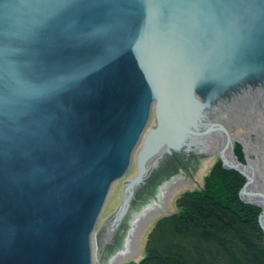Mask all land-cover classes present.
<instances>
[{"label": "water", "instance_id": "water-1", "mask_svg": "<svg viewBox=\"0 0 264 264\" xmlns=\"http://www.w3.org/2000/svg\"><path fill=\"white\" fill-rule=\"evenodd\" d=\"M263 123L264 0H0V264H93L94 235L139 260L214 158L246 179L222 154Z\"/></svg>", "mask_w": 264, "mask_h": 264}, {"label": "trees", "instance_id": "trees-1", "mask_svg": "<svg viewBox=\"0 0 264 264\" xmlns=\"http://www.w3.org/2000/svg\"><path fill=\"white\" fill-rule=\"evenodd\" d=\"M244 182L218 161L202 192L184 194L181 214L161 219L146 256L130 264H264L261 209L241 199Z\"/></svg>", "mask_w": 264, "mask_h": 264}, {"label": "rangeland", "instance_id": "rangeland-1", "mask_svg": "<svg viewBox=\"0 0 264 264\" xmlns=\"http://www.w3.org/2000/svg\"><path fill=\"white\" fill-rule=\"evenodd\" d=\"M156 125H157V122H156V118H155V113L153 112L152 116L150 118V121L148 123V126L146 128L145 135L150 131V129L153 126H156ZM259 132H261V131L259 129V126H257V127L253 128V129H251V130L239 135L238 138H243L244 140L249 141L252 145L264 147V138H261V137L259 138V134H258ZM144 136L141 138L136 150L133 153V165H132L130 171L125 176H123L116 184H114V186L112 188V191H111V194H110V196L108 198V201H107V203H106V205L104 207V210H103V212L100 215V218H99L95 233H97L99 231V229L101 228L104 219L109 214H112L117 209L119 203L121 202L122 193H123V182L128 180V179H132V178L137 176V156H138L140 150L142 149V146H143V143H144V140H145ZM233 155H234L233 156L234 159H236L240 163H242L244 165L247 164L248 155L245 152L244 146L238 141L236 142V145L234 147V154ZM250 158L252 160H257L256 155L253 154V153L250 154ZM218 161H222L220 156H217L216 158H214L210 162L208 167L203 172V175H202V178L200 180V183H199L198 187H196V188H188V189L180 192L179 194H177L174 197V199L172 201L173 206H174V212L173 213H171V214H158V216L156 217V219L154 220V222L152 223V225L150 226V228H149V230L147 232L146 240H145L144 247H143V250L141 252L139 260H131V259H129L126 264H130L131 262H139L146 256V248H147L148 242L150 241L151 235H152L154 229L156 228L157 224L159 223V221L161 219H163L165 217H168V216H171L173 214H178V215L181 214L182 210L178 206L179 199L186 193H192V192L201 193L203 188H204V183H205L206 177L209 175V173L211 172L212 168L216 165V163ZM260 161L262 163L261 157H260ZM223 166L225 167L224 164H223ZM229 170H231V169H229ZM244 180H245V182H244V184H245L246 183V179L244 178ZM259 185L261 187L263 186V182L260 179H259ZM243 187H244V185H243ZM243 187H242V189H243ZM241 199H243V201L246 202L244 200V198H241ZM248 204H250V203H248ZM251 205H253V204H251ZM254 206H256V205H254ZM257 207L261 209V213L260 214H262V208L259 207V206H257ZM92 250H93V264H98L97 257H96V239H95V235L92 238Z\"/></svg>", "mask_w": 264, "mask_h": 264}, {"label": "bare ground", "instance_id": "bare-ground-1", "mask_svg": "<svg viewBox=\"0 0 264 264\" xmlns=\"http://www.w3.org/2000/svg\"><path fill=\"white\" fill-rule=\"evenodd\" d=\"M259 138H264V123L259 125ZM240 142L245 149L247 157V164L241 170L246 175V182L248 183L247 190L243 195L245 201L251 202L262 208V225L264 226V147L252 145L249 141L243 138H237L236 142ZM256 155L257 160H252L250 154ZM224 158L228 162H235L231 153H223ZM262 159V163L260 161ZM259 179L262 180L263 186L259 185Z\"/></svg>", "mask_w": 264, "mask_h": 264}, {"label": "flooded vegetation", "instance_id": "flooded-vegetation-1", "mask_svg": "<svg viewBox=\"0 0 264 264\" xmlns=\"http://www.w3.org/2000/svg\"><path fill=\"white\" fill-rule=\"evenodd\" d=\"M141 192H142V191L140 190V191L138 192V194H141Z\"/></svg>", "mask_w": 264, "mask_h": 264}]
</instances>
